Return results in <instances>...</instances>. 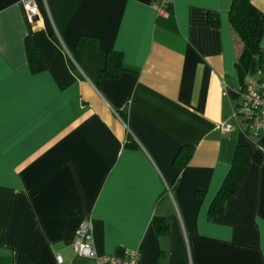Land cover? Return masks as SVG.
<instances>
[{
    "label": "crops",
    "instance_id": "0c3cea01",
    "mask_svg": "<svg viewBox=\"0 0 264 264\" xmlns=\"http://www.w3.org/2000/svg\"><path fill=\"white\" fill-rule=\"evenodd\" d=\"M23 1L0 0V264L73 261L83 221L99 255L264 264V131L249 135L233 114L232 0H172L165 17L155 0H34L33 21ZM251 2L264 13V0ZM81 36L96 48H79ZM108 51L121 53L115 77L101 75ZM240 145L247 173L210 215Z\"/></svg>",
    "mask_w": 264,
    "mask_h": 264
},
{
    "label": "trees",
    "instance_id": "16d2710c",
    "mask_svg": "<svg viewBox=\"0 0 264 264\" xmlns=\"http://www.w3.org/2000/svg\"><path fill=\"white\" fill-rule=\"evenodd\" d=\"M228 18L235 35L242 44L238 52L236 67L243 89L246 76L254 74L258 69L264 67V49L260 47V40L262 33H264V13L256 8L251 0H232ZM208 21L213 25L218 23L217 17L213 15H209ZM77 45L81 49H91L93 51L97 46V41L95 37L81 36ZM26 49L30 69L33 72L40 71L43 68V63L36 49L31 43H27ZM123 69L121 53L108 51L106 65L101 70V75L104 77H115ZM191 153V148L186 150L185 161ZM249 155V146L240 145L236 148L231 168L211 203L210 215L222 213L226 199L239 190L248 170ZM185 161L182 165L185 164ZM154 223L159 234H166L167 223L165 217H156Z\"/></svg>",
    "mask_w": 264,
    "mask_h": 264
},
{
    "label": "built area",
    "instance_id": "2783aa9c",
    "mask_svg": "<svg viewBox=\"0 0 264 264\" xmlns=\"http://www.w3.org/2000/svg\"><path fill=\"white\" fill-rule=\"evenodd\" d=\"M172 0H155L154 8L160 17L168 15L167 6ZM24 7L29 19L34 20L38 15V6L34 0H24ZM242 101L234 110V117H241L245 123V132L256 136L264 131V67L254 74L246 76L241 92ZM223 132L229 130V126H218ZM73 261H64L61 256L56 257V264H139L141 254L137 250L127 249L122 256L99 255L94 246L91 225L83 221L76 230L72 243Z\"/></svg>",
    "mask_w": 264,
    "mask_h": 264
}]
</instances>
